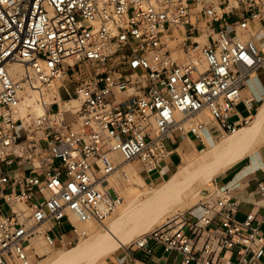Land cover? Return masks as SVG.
<instances>
[{
  "label": "built area",
  "instance_id": "2783aa9c",
  "mask_svg": "<svg viewBox=\"0 0 264 264\" xmlns=\"http://www.w3.org/2000/svg\"><path fill=\"white\" fill-rule=\"evenodd\" d=\"M261 69L264 0H0V264H35L55 227L70 244L87 234L77 224L103 223L124 165L162 170L166 140L205 147L206 132L249 124ZM207 195L136 236L124 264H138L133 246L180 264H224L225 250L260 264L255 213L236 218L228 187Z\"/></svg>",
  "mask_w": 264,
  "mask_h": 264
},
{
  "label": "rangeland",
  "instance_id": "374dc122",
  "mask_svg": "<svg viewBox=\"0 0 264 264\" xmlns=\"http://www.w3.org/2000/svg\"><path fill=\"white\" fill-rule=\"evenodd\" d=\"M203 28L205 29V27ZM204 29L201 31L199 40L205 39ZM200 42L204 43L203 41ZM257 73L261 77L264 85V70L261 69ZM82 76L83 71H81V69L71 72L69 79L66 81L67 86L72 88L78 80L82 78ZM62 95L64 96V94ZM249 95L251 96L252 93ZM263 97L264 92L262 93L261 98H257L258 100L255 104V109L252 113L250 123L244 125L243 127L248 128L253 124L254 114L257 112L258 107L262 103ZM254 130L256 134L254 137L249 138L250 141L247 140L239 143L231 149L219 151L204 165H192V162L188 163V161L194 159L195 156L196 158H199L201 156L199 153H205L210 145H213L215 142L227 140L236 134L232 133L224 136H212L210 133L206 132L205 138H209L210 141H212V143H209L210 145L208 144L205 147L200 145L197 150L190 148L191 144L190 146L186 145L182 148H178L181 155V161L174 166L170 173L161 175V177L155 182H151L147 177H145L138 162L124 165L123 170L125 171H128V168L130 167L135 168L137 170V174H139L142 178V183H140V185L134 184L131 176L129 181H124L122 179L119 180L120 184L118 188L120 190L121 200L116 210H118L120 206L124 205L123 213L121 215H117V211L115 210L109 217L110 219L107 218L103 223L96 224L94 222H90V229L88 230L85 226L77 224L79 229L87 230L86 235L80 236L78 239H74L70 244L68 243L69 239L67 238H64L62 241H57L56 247L51 249L52 252L50 251L48 254L33 259L35 264H66L65 262L54 263V258H52L53 260L51 259L53 262H50L49 257L53 253L54 255L59 253L69 254V252H71L69 251L70 249L76 247L82 242L86 243L84 245L85 249L81 251L80 256L70 257L69 255L67 257L69 264H111V258L115 256L119 249H121V247L128 246L139 234L164 223L168 218H172L180 213H185V215L188 216L187 211L189 209L193 208L199 201L205 200L208 196V192L211 193L215 190L212 181L219 172L222 164L225 163V158L242 152L250 144H253V142L255 143L253 152L264 143V120L262 124ZM165 144L168 148L174 146V143L169 140H166ZM146 169L153 170V167L152 165L147 164ZM178 170H181V177L177 182H175L173 188L167 193L165 199L157 197V193L160 189L156 188V185L163 182L172 172H176ZM189 205H191V207H189ZM105 225L108 226L107 230L104 229ZM96 227L97 229H95ZM89 231L92 235L94 234L92 238H97L96 236L99 234L97 232H101L98 237V241H89L91 240L88 235ZM74 236L75 235L72 233L70 239ZM118 241H121L122 244L117 245ZM112 245L116 247L108 251L105 250Z\"/></svg>",
  "mask_w": 264,
  "mask_h": 264
},
{
  "label": "crops",
  "instance_id": "0c3cea01",
  "mask_svg": "<svg viewBox=\"0 0 264 264\" xmlns=\"http://www.w3.org/2000/svg\"><path fill=\"white\" fill-rule=\"evenodd\" d=\"M249 84L251 87L250 91L257 98H261L262 93L264 92V85L258 73L256 75V79L252 78L249 81ZM263 106L264 97L262 98V103L258 107L257 112L254 114V120H256L261 114ZM263 120L264 117L258 122L256 127L260 126ZM245 128L246 127H241L235 133H243L241 130H244ZM255 134L256 133H254V135ZM190 144L193 145L196 150L200 146L199 142L195 140L178 137L174 146L169 148L171 152L168 159L164 162L162 170H143L141 168L142 173H144L145 177H147L151 182L157 181L161 175L170 173L174 166L181 161V155L178 148H182L186 145L190 146ZM215 144L216 142L213 145H209L214 146ZM235 146L237 145H234L233 147ZM254 146L255 143L253 142V144H250L245 150L236 154L231 160L223 163L212 183L216 190H220L225 187L229 188L231 201L237 208L236 218L242 220L246 213L254 212L255 222L259 225V228L264 235V195L259 193L257 189V184L259 182L264 183V143L253 152ZM233 147H230L229 149ZM163 182L157 184L156 186L161 185ZM67 229L68 227L63 225L61 229L55 227L54 234L57 241H62L64 238L70 239L72 233L67 231ZM131 249L138 260V264H180L179 257L175 252L165 253L159 246H155L150 253L137 250L134 246L131 247ZM223 256L226 260L224 264H235L238 260V255L229 250L223 251ZM110 263H125L124 247H121L115 256L111 258ZM260 264H264V259Z\"/></svg>",
  "mask_w": 264,
  "mask_h": 264
},
{
  "label": "bare ground",
  "instance_id": "6f19581e",
  "mask_svg": "<svg viewBox=\"0 0 264 264\" xmlns=\"http://www.w3.org/2000/svg\"><path fill=\"white\" fill-rule=\"evenodd\" d=\"M205 40V39H204ZM204 40H200V41H203ZM15 68H21L19 65H15L14 66ZM32 108L34 110H36L37 108L33 105ZM39 112V111H38ZM264 117V106L262 108V112L261 114L258 116V118L256 120L253 121V124L248 127V128H245L244 130H241L243 131L242 132H238L236 133L235 135L231 136L229 139L227 140H223V141H219V142H216V144L214 146H210L205 153H202L199 155H201L199 158H196V156L194 157V159H191L188 161L189 162H192V165H204L206 162L210 161L215 155L216 153H218L219 151H224V150H227L229 149L230 147H233L234 145H238L239 143L241 142H244V141H250L249 138H252L254 133H255V127L256 125L258 124V122ZM240 129V128H239ZM238 129V130H239ZM237 130V131H238ZM254 130V131H253ZM236 132V131H235ZM234 132V133H235ZM212 138V137H211ZM205 143L206 145H208L209 143H212V141H210L209 138H205ZM190 148H193V145L190 146ZM197 152V151H196ZM198 153V152H197ZM236 155V154H235ZM234 155V156H235ZM228 156V155H227ZM234 156H231V157H227L224 159V162L226 161H229L231 160ZM118 159H120L119 156H117ZM128 176H129V179H130V176L132 177V182L134 184H139L142 183V178L139 174H137L136 172V169L135 168H128ZM181 177V170H178L176 172H172L168 177H166L165 181L161 184V185H158L156 186V188L160 189L157 193V197H161L163 199H165L167 193L173 188L175 182H177L179 180V178ZM120 182V181H119ZM122 185V184H121ZM191 205H189L190 207ZM188 208V207H187ZM176 210V208H175ZM117 212V215H121L124 211V205L120 206L118 208V210H116ZM175 212V211H174ZM110 219V218H108ZM82 226H85L88 229H90V222H84V223H81ZM97 229V227L95 228ZM104 229L107 230L108 229V226L105 225L104 226ZM98 231V230H97ZM99 233L98 236H96L97 238H92L94 236V234L92 235L89 231L88 235L90 236L91 240L89 241H98V237L100 236L101 232H97ZM89 238V239H90ZM92 239H95V240H92ZM119 242V243H118ZM117 242V245H120L122 244L121 241H118ZM86 243H79L76 247L70 249L69 251V254H64V253H59L57 255H54V253L49 257V261L51 262L54 258L55 262L54 263H61V262H65L66 264H69V261H68V256L70 255V257H77V256H80V253L81 251H83V249H85V245ZM45 245V244H44ZM43 243L41 241L37 242L34 246L36 247V252L42 256V255H45V254H48L50 253L51 249H49L46 245L44 246ZM116 245V244H114ZM116 245V246H117ZM116 246H111V247H108L107 249H105L106 251L108 250H111V249H114ZM52 252V251H51ZM105 252V251H104ZM49 256V255H48ZM52 259V260H51ZM99 260V259H97ZM53 262V261H52Z\"/></svg>",
  "mask_w": 264,
  "mask_h": 264
}]
</instances>
